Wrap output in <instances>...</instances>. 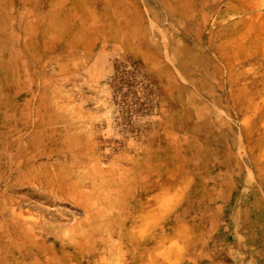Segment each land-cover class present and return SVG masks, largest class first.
<instances>
[{"label": "rangeland", "instance_id": "obj_1", "mask_svg": "<svg viewBox=\"0 0 264 264\" xmlns=\"http://www.w3.org/2000/svg\"><path fill=\"white\" fill-rule=\"evenodd\" d=\"M94 219L264 264V0H0V264H99Z\"/></svg>", "mask_w": 264, "mask_h": 264}, {"label": "bare ground", "instance_id": "obj_2", "mask_svg": "<svg viewBox=\"0 0 264 264\" xmlns=\"http://www.w3.org/2000/svg\"><path fill=\"white\" fill-rule=\"evenodd\" d=\"M37 169V168H36ZM50 171H51V169H50ZM43 172V171H42ZM48 172H49V170H48ZM44 173V172H43ZM63 175V174H62ZM31 177V176H30ZM37 178H39V177H37ZM51 178L52 177H50V179L48 180L49 182H50V180H51ZM54 179V178H53ZM66 179V178H65ZM41 180V179H40ZM47 181V182H48ZM55 181V180H54ZM89 181V180H88ZM34 182V181H33ZM32 182V183H33ZM41 182V181H40ZM56 182V181H55ZM44 183H45V181H44ZM52 183H53V180H52ZM56 184V183H55ZM58 184V183H57ZM47 185H48V183H47ZM88 190V189H87ZM62 193H63V191H62ZM64 194V193H63ZM86 195V194H85ZM83 196V195H82ZM82 196H80V197H82ZM69 197V196H68ZM90 199V198H89ZM94 199V198H93ZM80 201V200H79ZM85 202H86V199H85ZM89 202V201H88ZM90 203V202H89ZM83 204V203H82ZM109 204V203H108ZM87 204H85V206H86ZM89 206V205H88ZM90 207V206H89ZM110 207V206H109ZM85 208V207H84ZM87 208V207H86ZM115 208V207H114ZM104 209V208H103ZM89 210H91V208L89 209ZM107 210V209H106ZM95 211V210H94ZM105 211V210H104ZM91 212V211H90ZM97 213V212H96ZM88 215V214H87ZM96 215V214H95ZM98 215V214H97ZM109 216H111V215H109ZM108 216V217H109ZM100 218V217H99ZM129 218V217H128ZM140 218V217H139ZM138 218V219H139ZM157 218V217H156ZM89 219V218H88ZM91 219V218H90ZM100 219H102V218H100ZM105 219V218H104ZM135 219V218H134ZM137 219V218H136ZM129 220V219H128ZM101 221V220H100ZM99 221V219H94V220H92L89 224H88V230L87 231H89L90 233H94V234H99V232L100 231H102L103 232V237H104V239H103V241H100V243H98L97 242V239L94 237V236H91L90 237V239H89V241L86 243L89 247H93V246H97L98 244H102L105 248H108V251L107 252H105V253H103L104 251L102 250L99 254H97L98 255V260L100 261L99 262V264H109V262H107L108 261V259H110V258H112L113 257V255H112V252H114L113 251V247H114V245H113V242H112V236H113V234H110V228L108 227V225L109 224H111L112 225V223H111V221L109 220V221H107L106 223L108 224V225H104V223L102 224V222H100ZM114 221V220H113ZM119 221V220H118ZM127 221V220H126ZM158 221V220H157ZM88 223V222H87ZM120 223V222H119ZM136 223V222H135ZM137 224V223H136ZM143 224V223H142ZM110 225V226H111ZM117 225V224H116ZM133 225V224H132ZM84 226V225H83ZM142 226V225H141ZM114 227V226H113ZM116 227H118V226H116ZM126 227V226H125ZM131 227V226H130ZM115 228V227H114ZM11 229V228H10ZM155 230V229H154ZM50 231V230H49ZM133 231V230H132ZM131 232V231H130ZM88 233V232H87ZM114 233V232H113ZM117 233V232H116ZM152 233V232H151ZM56 234V233H55ZM120 234V233H119ZM154 234V233H153ZM25 235V234H24ZM132 235V234H131ZM71 236V235H70ZM73 236V235H72ZM75 236V235H74ZM83 236V235H82ZM90 236V235H89ZM119 236V235H118ZM117 236V237H118ZM39 237V236H38ZM41 237H42V235H41ZM46 238V237H45ZM56 238V237H55ZM149 238V237H148ZM154 238V237H153ZM44 239V238H43ZM123 239V238H122ZM147 239V238H146ZM57 240V239H56ZM120 241H122V240H120ZM50 243V242H49ZM81 243V242H80ZM135 244H137V243H135ZM52 245V244H51ZM50 245V246H51ZM87 246V247H88ZM128 246V245H127ZM147 246V245H146ZM81 247V246H80ZM83 247V246H82ZM86 247V246H85ZM85 247H83V248H85ZM135 247V246H134ZM150 247V246H149ZM82 248V249H83ZM126 248V247H125ZM151 248V247H150ZM116 249V248H115ZM122 249H124V248H122ZM142 249V248H141ZM158 249H159V244L157 243V242H155L154 243V245L152 246V254L153 255H156L157 254V252H158ZM97 251H98V249H96ZM128 250V249H127ZM124 252H125V250H124ZM147 252V251H146ZM103 253V254H102ZM130 253V252H129ZM144 253V252H143ZM125 254V253H124ZM87 255V254H86ZM115 255V254H114ZM135 255V254H134ZM140 255H142V254H140ZM67 256V255H66ZM150 256V255H149ZM156 257V256H155ZM145 258V257H144ZM87 259V258H86ZM134 259V258H133ZM152 259V258H151ZM96 262H97V260H96ZM122 262V261H121ZM152 262V261H151ZM124 263V262H123ZM131 263L133 264L134 263V261H131ZM143 262H141V261H138V264H142ZM128 264H130V263H128Z\"/></svg>", "mask_w": 264, "mask_h": 264}]
</instances>
